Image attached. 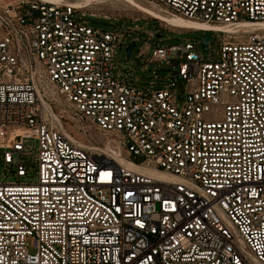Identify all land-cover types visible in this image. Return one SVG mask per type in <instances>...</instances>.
Masks as SVG:
<instances>
[{
  "label": "built area",
  "instance_id": "built-area-1",
  "mask_svg": "<svg viewBox=\"0 0 264 264\" xmlns=\"http://www.w3.org/2000/svg\"><path fill=\"white\" fill-rule=\"evenodd\" d=\"M140 1L217 54L156 44L170 76L139 87L113 70L123 32L0 0V264H264V0Z\"/></svg>",
  "mask_w": 264,
  "mask_h": 264
},
{
  "label": "rangeland",
  "instance_id": "rangeland-1",
  "mask_svg": "<svg viewBox=\"0 0 264 264\" xmlns=\"http://www.w3.org/2000/svg\"><path fill=\"white\" fill-rule=\"evenodd\" d=\"M73 4H89L84 10L94 16H85L87 23L96 28L123 32L125 35L121 38V42L117 44L114 54V72L121 73L131 83L139 87H148L153 84L155 87L166 83L170 76L168 68L155 62H150L151 50L154 45H166L170 43H183L186 40L192 41L197 45L198 51L203 56H207V52L201 46L202 37L209 35L212 38L215 55L218 50V39L220 33L191 31L181 28L168 27L166 24L158 22L148 15L129 7L122 0H60ZM139 4L146 5L145 2L136 0ZM162 29H158V25ZM164 29V30H163ZM149 33L153 37H149ZM158 36L161 41L159 42ZM135 43L130 56H126L128 44ZM185 82L177 79L174 87L175 103L181 107L184 103ZM86 134L75 132V136L79 140H91L94 143L103 145L109 142L112 145L110 137L102 136L96 128L86 123L84 127Z\"/></svg>",
  "mask_w": 264,
  "mask_h": 264
},
{
  "label": "bare ground",
  "instance_id": "bare-ground-1",
  "mask_svg": "<svg viewBox=\"0 0 264 264\" xmlns=\"http://www.w3.org/2000/svg\"><path fill=\"white\" fill-rule=\"evenodd\" d=\"M54 1H59V0H54ZM86 1H88V0H86ZM122 1L125 2L126 4H128L129 7H132L134 9H136L137 11L142 12L148 16L155 17V18L159 19L161 22H163L166 25L171 26V27L181 28V29H205L206 28V26L200 22L187 20V19H184L181 17H171V16L161 14L155 10L150 9L149 7H146L144 5L139 4V2H137L136 0H122ZM74 5H75V7L84 9L85 6H87L89 4H84V5L74 4ZM106 147L112 149V147L109 146L107 143H106ZM113 153L115 155V158L118 161L124 162V159H122V157L118 151L113 150Z\"/></svg>",
  "mask_w": 264,
  "mask_h": 264
},
{
  "label": "water",
  "instance_id": "water-1",
  "mask_svg": "<svg viewBox=\"0 0 264 264\" xmlns=\"http://www.w3.org/2000/svg\"><path fill=\"white\" fill-rule=\"evenodd\" d=\"M210 39H211V37L209 35H205V36L202 37V43H201L202 48H205L206 43ZM133 47H135V43L134 42H131L130 44H128L127 49H126V56L127 57L130 56V53H131V50H132Z\"/></svg>",
  "mask_w": 264,
  "mask_h": 264
},
{
  "label": "snow or ice",
  "instance_id": "snow-or-ice-1",
  "mask_svg": "<svg viewBox=\"0 0 264 264\" xmlns=\"http://www.w3.org/2000/svg\"><path fill=\"white\" fill-rule=\"evenodd\" d=\"M105 175H107V174H105Z\"/></svg>",
  "mask_w": 264,
  "mask_h": 264
}]
</instances>
